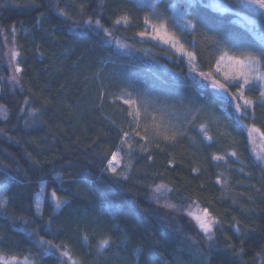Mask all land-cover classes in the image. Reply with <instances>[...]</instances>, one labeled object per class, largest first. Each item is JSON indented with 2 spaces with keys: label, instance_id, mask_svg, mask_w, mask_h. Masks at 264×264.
Returning <instances> with one entry per match:
<instances>
[{
  "label": "trees",
  "instance_id": "obj_1",
  "mask_svg": "<svg viewBox=\"0 0 264 264\" xmlns=\"http://www.w3.org/2000/svg\"><path fill=\"white\" fill-rule=\"evenodd\" d=\"M178 1L159 0L158 15L168 18ZM224 1L230 9L191 0L187 16L194 28L179 36L193 54L192 68L138 38L148 11L131 0H0V185L6 197L0 264L4 257L36 264H264V163L251 132L264 137V97L253 85L244 94L251 106L242 112L232 106L231 115L220 116L224 102L202 87L223 54L255 58L264 73V13ZM242 13L253 28L237 22ZM11 51L20 68L15 83L6 60ZM116 61L138 65V83L130 85L150 99L199 107L195 86L214 112L198 116L175 139L126 127L114 112L121 109L117 93L128 88L126 76L103 77L118 69ZM116 151L124 171L110 173ZM155 189L161 197L152 196ZM190 207L206 209L214 221L208 238L187 215Z\"/></svg>",
  "mask_w": 264,
  "mask_h": 264
},
{
  "label": "rangeland",
  "instance_id": "obj_2",
  "mask_svg": "<svg viewBox=\"0 0 264 264\" xmlns=\"http://www.w3.org/2000/svg\"><path fill=\"white\" fill-rule=\"evenodd\" d=\"M137 6L144 7L147 9V15L144 20V31L138 34V38L142 41H150L160 47L166 48L171 51V53L175 54L176 56L182 58L186 64H188L192 68H196L195 61L193 59V54L191 51L184 48L183 44L180 41L179 34L182 32H191L194 28L193 22L188 18L187 12L188 8L191 4V0H180L177 3H174L171 6L170 15L168 18H163L162 16L158 15L157 13V3L159 0H131ZM242 3V5L249 6L254 8L255 10H259L264 13V7L260 5V1L258 0H238ZM210 4L214 8L219 9H230L231 6L224 0H209ZM237 22L242 25H246L249 29L252 27V19L249 18L248 15L242 13L240 17L236 18ZM147 21V23H146ZM163 25V27H161ZM154 26V27H153ZM143 34V35H141ZM156 36V39L152 37ZM256 36L259 39H263L262 35L257 34ZM168 40V43L164 41ZM175 42V43H174ZM115 49L120 53L124 54L127 53L128 48L126 45H123L119 42H114ZM13 51H11L8 55H6L7 63H10L11 69V81L12 83L16 82L17 80V73H16V63L14 61L15 57L13 58ZM8 56V57H7ZM253 60L258 61L255 58H233L226 54H223L219 57L217 63L215 64L214 68L210 73L204 74V81L202 80V87L205 89V93H209L207 86L209 84L215 83L217 86L224 85L225 92L228 95V100H223L224 103L219 106V110L216 112L220 116H229L231 115V111L229 108L233 106L236 110V105L240 103L243 106L242 101L238 98L239 89L236 87L229 86L228 82L225 80V77H229L230 79L237 80L238 77H242V74H261L264 73L260 69V63H255ZM237 61H241L243 63H237ZM117 68L111 69V71L105 72L103 77H107V79H112L114 75L116 76H126L123 81L125 84L129 83L123 90V93L120 91L118 94V99L121 100V109H114L115 114L121 124L125 123L126 127L136 128L138 125H141L142 128H146L147 135L149 138H158L162 136H175L176 132H181L185 134V125L189 124L190 122L194 121L198 116L202 115L205 116L207 113L214 112L213 107L208 106V101L206 94L201 92L197 87H192V93L198 98L202 99L201 105L199 107H195V103L191 105H183L179 106L181 102L175 104V107L168 106L165 102H158L156 98L150 99L144 93L140 92L139 89L134 84V87L130 85L131 80L136 81L137 72H138V65L128 62L123 63L116 61ZM113 64V63H111ZM114 65V64H113ZM120 67V68H119ZM121 78V77H119ZM128 78V79H127ZM130 78V80H129ZM134 82V81H133ZM138 83V80L136 81ZM239 82V81H237ZM126 84V85H127ZM257 86L260 90L258 82L253 80L251 86ZM249 87V88H250ZM196 91V92H195ZM123 94V96H121ZM235 97V98H234ZM113 99V98H112ZM199 102V101H197ZM198 105V104H196ZM122 110V111H121ZM117 111V112H116ZM242 112V111H241ZM131 113V115H130ZM202 116V117H203ZM204 118V117H203ZM121 127V126H120ZM149 128H153L154 131L149 130ZM161 130V131H160ZM252 132L253 137V147L256 149L257 154L262 157L264 163V137L259 135L257 131ZM161 133V134H160ZM117 154V159L114 162L115 171L110 169L109 162L113 160V154L110 157V160L107 164V171L108 172H121V169L124 171V166H122V156L120 155L119 151L114 152ZM124 160V159H123ZM124 164V161H123ZM161 190H154L152 194L153 197H161ZM44 193V184L40 186V192L37 195L34 207L35 211L38 215L41 214L42 211V199ZM6 202L5 197V188L0 185V205H4ZM154 205L157 206H166L165 203L162 201H153ZM0 206V208L2 207ZM170 208V207H169ZM187 215L192 220L194 226L199 230L198 232L206 235L208 238L211 231L213 230L214 223L211 224V231L205 233L201 230L199 226V221L195 217H200L204 219V210L199 207H190L187 211ZM208 220L213 221L212 218L208 215ZM3 264H36L34 260L29 258H22L16 259L14 257H4L1 259ZM70 264H75L71 263Z\"/></svg>",
  "mask_w": 264,
  "mask_h": 264
},
{
  "label": "snow or ice",
  "instance_id": "obj_3",
  "mask_svg": "<svg viewBox=\"0 0 264 264\" xmlns=\"http://www.w3.org/2000/svg\"><path fill=\"white\" fill-rule=\"evenodd\" d=\"M260 5L262 7H264V0H260ZM61 15H64V13H60ZM124 21L127 20L126 17L122 18ZM117 24L121 23V20L118 19L116 21ZM147 23V21H146ZM97 25L99 26V21H97ZM154 27V26H153ZM161 27H163V25H161ZM106 35L108 34L107 32L105 33ZM143 35V34H141ZM153 39H156L157 37L156 36H153L152 37ZM165 43H168L169 41L168 40H165L164 41ZM175 43V42H174ZM16 53H13V58L15 57ZM262 57H264V53L261 54ZM253 62L255 63H259V61H255L253 60ZM237 63H243L241 61H237ZM16 71L17 72H20V68L17 67L16 68ZM225 80L228 82L229 86H232V87H236L239 89V92H238V98L242 101L243 103V108H247L249 106H251L253 104V101L250 100V99H247L245 97V91L246 89H248L250 87V85L252 84L253 80H255L256 82H258L259 84V87L261 89V97H264V75H261V74H255V75H252L251 73L249 74H242V77H238L237 80H233V79H230L229 77H225ZM239 81V82H237ZM213 91L215 92H220L222 90H225V86L224 85H220L219 87L213 83L211 85ZM235 98V97H234ZM236 110L237 112H241L242 111V105L240 103H238L236 105ZM131 115V113H130ZM253 131H259L258 129H253ZM172 139H175V137H171ZM165 139H168V137L166 136ZM233 155H235L233 153ZM117 159V154L116 153H113V160L109 162V165H110V169L112 171H115V167L113 166L114 165V162L116 161ZM214 159H223V157H214ZM219 182V181H218ZM53 199H57L55 197V194L53 193ZM2 206V205H0ZM57 207H59V203H57L56 205ZM204 219H201L200 217H195L198 221H199V226L201 228L202 231H204L205 233H208L211 231V224L214 223V221H210L207 219L208 217V212L207 210L205 209L204 210ZM108 245V241L107 240H104L101 242L100 244V247L103 249L104 247H106Z\"/></svg>",
  "mask_w": 264,
  "mask_h": 264
},
{
  "label": "water",
  "instance_id": "obj_4",
  "mask_svg": "<svg viewBox=\"0 0 264 264\" xmlns=\"http://www.w3.org/2000/svg\"><path fill=\"white\" fill-rule=\"evenodd\" d=\"M211 85H212V84H209V85L207 86V89H208L209 93H210L212 96H215V97L221 98V99H223V100H228V95H227V93H226L224 90H222V91H220V92H215V91H213ZM218 87H219V86H218Z\"/></svg>",
  "mask_w": 264,
  "mask_h": 264
}]
</instances>
